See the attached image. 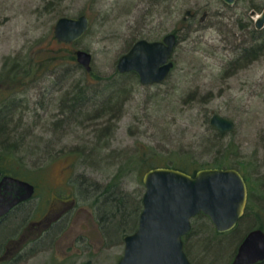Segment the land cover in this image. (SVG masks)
Segmentation results:
<instances>
[{"label": "rangeland", "instance_id": "374dc122", "mask_svg": "<svg viewBox=\"0 0 264 264\" xmlns=\"http://www.w3.org/2000/svg\"><path fill=\"white\" fill-rule=\"evenodd\" d=\"M263 10L264 0H0V165L37 188L0 225V247L16 236L8 231L16 215L34 217L57 197L69 205L60 241L5 264H118L138 226L144 174L223 159L245 178V214L225 233L199 214L183 240L193 264H232L247 234L264 230V51L241 57L263 42L255 25ZM80 15L89 31L59 42L57 21ZM170 33L178 42L165 82L118 73L135 42ZM77 50L92 54V72ZM215 114L234 129L219 135Z\"/></svg>", "mask_w": 264, "mask_h": 264}, {"label": "water", "instance_id": "95a60500", "mask_svg": "<svg viewBox=\"0 0 264 264\" xmlns=\"http://www.w3.org/2000/svg\"><path fill=\"white\" fill-rule=\"evenodd\" d=\"M223 1L232 6L237 0ZM192 16L191 10L186 11L185 19ZM255 25L257 29L264 28V10ZM90 27L87 15L62 17L55 25V36L59 42L74 43ZM177 42L174 33L160 41L141 39L119 59L117 70L137 73L143 85L161 84L174 67L171 57ZM75 55L79 65L92 72V54L77 50ZM211 124L221 133L235 127L233 121L217 114L212 116ZM143 183L146 190L138 226L125 236L124 254L118 264H193L183 240L191 232L192 219L205 214L219 233H225L237 226L247 207V183L241 172L233 168H204L193 176L170 167H156L144 174ZM34 194L35 186L30 182L5 175L0 180V218ZM263 261L264 230L254 229L240 244L232 264Z\"/></svg>", "mask_w": 264, "mask_h": 264}, {"label": "flooded vegetation", "instance_id": "af4514ba", "mask_svg": "<svg viewBox=\"0 0 264 264\" xmlns=\"http://www.w3.org/2000/svg\"><path fill=\"white\" fill-rule=\"evenodd\" d=\"M5 175L11 174L0 173V180ZM36 191L37 188L35 186V193ZM32 199L33 198L18 204L7 215L1 217L0 225L9 215L14 213L21 206L29 203ZM49 202L50 205L48 209L44 210L38 215H34V217H37V220L31 216V211H26L23 212V215L19 214L15 216L12 230H10L9 225L8 231L12 232V236H16L10 238L5 244V247H0V264L11 263L12 261L16 260L18 257H20L23 250H27L28 247L30 249L33 248V250H37L40 249L39 247L41 246L45 247L47 245H53L55 241H60L61 237H59V235L62 230L59 226H62L61 228L63 229V224L68 219L66 208L69 205H67V202L63 201V199L60 197L53 198ZM1 240L2 239L0 238V242ZM0 245L4 244L0 243ZM25 253L29 254L27 252Z\"/></svg>", "mask_w": 264, "mask_h": 264}, {"label": "trees", "instance_id": "16d2710c", "mask_svg": "<svg viewBox=\"0 0 264 264\" xmlns=\"http://www.w3.org/2000/svg\"><path fill=\"white\" fill-rule=\"evenodd\" d=\"M187 20H190V19H187ZM184 22H185V20H184ZM256 34H261L262 37H263L264 36V29L263 30H257L256 31ZM258 48L264 49V39H263V42L261 43V45H254L251 48L244 49V51H243L244 53H241V57H245L246 56V58H248L250 56L251 59H253V57H258V55H255V54H258L259 53L258 52ZM253 55H255V56H253ZM5 101L2 102V109L8 108V107H9V109H11V107H12L11 104L10 103H5ZM1 112L2 111H0V117H2ZM3 132H4V130L0 127V135L3 134ZM224 134L225 133H220L219 135L223 136ZM1 160L2 159H1V156H0V161ZM160 166L163 167L164 165H160ZM167 166H169V165H167ZM208 167H210V168H232L229 165L228 161H226L224 159L222 161H216L211 166H202L201 168H197V169H194V170L190 169L189 167H184V166H179V165H173V168L174 169H178V170L184 171V172H186V173H188L190 175H195V173L198 170L204 169V168H208ZM154 168H156V167H154ZM0 173H2V174H6L7 173V174H11V175H13L15 177L20 178L17 174H14V172L12 170H10L8 168L7 169L6 168H3L1 165H0ZM119 222H120V226H121V230H122V228L125 227L126 224H127L126 223V215H123L122 221H119ZM258 264H264V262H261V263H258Z\"/></svg>", "mask_w": 264, "mask_h": 264}, {"label": "bare ground", "instance_id": "6f19581e", "mask_svg": "<svg viewBox=\"0 0 264 264\" xmlns=\"http://www.w3.org/2000/svg\"><path fill=\"white\" fill-rule=\"evenodd\" d=\"M256 29H257V27H256ZM264 29V28H263ZM263 29H257V30H263ZM139 41V40H138ZM255 45H257V44H255ZM259 45H261V43L259 44ZM254 46V45H253ZM252 47V46H251ZM250 47V48H251ZM264 51V49H261V48H258V54H255V55H260V54H262V52ZM255 55H253V56H255ZM261 56V55H260ZM255 59H257V57H253V60H255ZM118 71V70H117ZM118 73H120L119 71H118ZM131 73V72H130ZM120 74H127V73H120ZM258 229H260V228H258ZM236 256V255H235ZM264 262V261H263ZM261 263V262H260Z\"/></svg>", "mask_w": 264, "mask_h": 264}]
</instances>
